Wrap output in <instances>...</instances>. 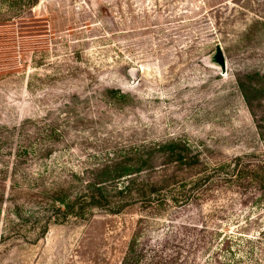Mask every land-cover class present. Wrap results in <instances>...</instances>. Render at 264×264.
<instances>
[{
	"label": "rangeland",
	"instance_id": "rangeland-1",
	"mask_svg": "<svg viewBox=\"0 0 264 264\" xmlns=\"http://www.w3.org/2000/svg\"><path fill=\"white\" fill-rule=\"evenodd\" d=\"M217 50L224 68L213 59ZM66 63L77 69L61 73ZM240 81L264 85V0H0V129L48 118L51 109L65 129L49 158L24 164L18 208L7 201L0 208V264H122L140 218L155 245L174 218L219 231L195 264H218L216 255L221 264H264V189L250 179L253 164L264 174V140ZM101 87L129 96L110 105ZM67 91L91 99L76 105L88 121L66 120ZM175 137L218 166L233 165V182L199 206L167 207L160 219L134 207L57 221L30 202L37 187L102 155L104 140L125 147ZM2 140L8 195L14 140ZM236 164L244 168L239 178ZM226 237L230 248L222 249Z\"/></svg>",
	"mask_w": 264,
	"mask_h": 264
},
{
	"label": "trees",
	"instance_id": "trees-1",
	"mask_svg": "<svg viewBox=\"0 0 264 264\" xmlns=\"http://www.w3.org/2000/svg\"><path fill=\"white\" fill-rule=\"evenodd\" d=\"M60 67L61 73L77 69L69 63ZM39 83L43 84L44 80L41 78ZM29 85L34 86V83L30 81ZM239 86L264 140V85L240 81ZM101 91H104L102 96L110 105L121 106L129 96L118 87H101ZM63 100L61 111L67 113L68 122L74 124L88 121L82 117L76 105L79 102H91L89 97L67 91ZM256 109L261 111L259 119ZM55 111L48 110L50 120L27 119L19 127L10 128L6 133L3 131L4 127L0 129V144L3 138L5 145V139L11 137L14 140L13 152L10 153L13 157V170L10 173L13 183L8 195L3 181L9 173L7 169H0V208L6 201L18 208V190L22 186L21 182L28 180L24 166L31 159L49 158L56 146L63 142L65 129L59 124L62 113ZM64 126L68 129L71 127ZM98 146L102 148V155L93 158L86 165L84 163L78 173L72 172L69 177L52 180L41 188L37 187L39 195H34L30 202L53 210L57 221H64L70 215L84 213L87 209L120 213L134 207L159 218L167 207L175 210L176 206H199L220 183L233 182V165L214 164L199 147L181 137L162 142L132 143L125 147H120L116 140H104ZM109 147L112 149L109 150ZM225 166L230 171L220 174V169ZM259 168V165L253 164L250 179L264 189V174H259ZM234 169L239 178L244 168L241 164H236ZM168 222L163 235L155 239L159 242L155 245L151 240L144 239V219L140 218L122 264H195L196 252L207 250L221 236L219 231L208 229L204 224L200 227L197 223L183 222L177 218ZM229 240L226 237L222 242V249L230 248ZM216 261L221 264L217 255Z\"/></svg>",
	"mask_w": 264,
	"mask_h": 264
},
{
	"label": "water",
	"instance_id": "water-1",
	"mask_svg": "<svg viewBox=\"0 0 264 264\" xmlns=\"http://www.w3.org/2000/svg\"><path fill=\"white\" fill-rule=\"evenodd\" d=\"M213 59L217 64H219L222 68H224L225 60L220 50H217V52L213 56Z\"/></svg>",
	"mask_w": 264,
	"mask_h": 264
}]
</instances>
